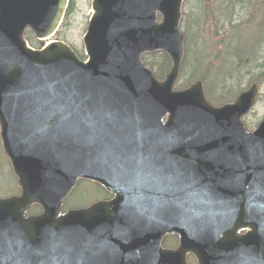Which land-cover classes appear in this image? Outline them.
<instances>
[{"label": "water", "instance_id": "water-1", "mask_svg": "<svg viewBox=\"0 0 264 264\" xmlns=\"http://www.w3.org/2000/svg\"><path fill=\"white\" fill-rule=\"evenodd\" d=\"M183 2L92 0L85 63L24 40L54 35L68 0H0V141L20 188L0 199V264H264V120L242 121L258 87L220 107L201 81L174 89ZM156 52L163 81L141 60ZM78 180L113 199L61 214Z\"/></svg>", "mask_w": 264, "mask_h": 264}, {"label": "rangeland", "instance_id": "rangeland-1", "mask_svg": "<svg viewBox=\"0 0 264 264\" xmlns=\"http://www.w3.org/2000/svg\"><path fill=\"white\" fill-rule=\"evenodd\" d=\"M73 13L68 20H65L62 27L60 28L58 35L52 40H64L67 44L75 49L79 54H83L82 41L81 38L85 32L88 17L90 16V0H73ZM251 0H214L211 4L206 5V10H214V13L219 14V7H224L226 14H230L229 18L232 19L233 24L242 23L247 20L252 13L255 11V7L250 2ZM185 25L193 24L197 29H199L202 37L199 39L196 31L189 27L186 31L188 38V50H189V62L188 70H190L196 62L200 64V69L205 70L206 65L211 68L210 77L207 81V92L212 98H216L215 93L212 90H215V87H220L219 83V70L224 69L226 61L224 58L222 60H216V56L220 51V46L217 42L219 38L217 37V32L214 33L215 27H211V23H204L203 20L198 19L195 23L191 21L197 16L199 9L195 5V0H190L185 7ZM232 15V16H231ZM257 19L260 20L259 15ZM224 28L227 29V26L224 25ZM259 27L257 22L254 25H251L248 28L240 30V43L238 45H227V51L235 52V54H244L249 50L251 45V32L253 31V36H256L259 32ZM264 34V30L262 31ZM200 53V54H199ZM201 53L205 60V64H201ZM197 57V58H196ZM196 58V62H195ZM199 69H197V74H199ZM264 117V78L259 91L258 102L252 111V113L245 119L246 122L255 125L257 121ZM0 197L10 196L16 191V183L14 177L12 176L10 169L7 164L3 162V155L0 152ZM86 185L82 184L75 192L77 194V202L80 204H87L95 200L98 195L85 187ZM83 188V189H82ZM84 192V193H83ZM99 200V199H96ZM95 200V201H96ZM94 202V201H93ZM92 202V203H93Z\"/></svg>", "mask_w": 264, "mask_h": 264}, {"label": "trees", "instance_id": "trees-1", "mask_svg": "<svg viewBox=\"0 0 264 264\" xmlns=\"http://www.w3.org/2000/svg\"><path fill=\"white\" fill-rule=\"evenodd\" d=\"M198 2L203 22H211L216 28V35L219 38L217 44L220 46V52L216 56V59L218 61L224 58L226 61L225 68L218 72L219 83H221L220 87H215V90H212L215 96L216 94L218 96L212 98L208 94V98L216 105L230 102L239 92L248 87L251 83L256 82L259 85L262 84L264 78V34L262 33L264 30V0H251L250 2L255 7V12L252 13L246 21L238 24L232 23V19L229 18L230 14L228 15L225 13L224 7H220L219 14L215 15L214 10L209 11L205 9L207 6L201 0ZM71 11L72 9L69 7L67 15H69ZM258 15L260 20L257 21V24L260 30L256 36H253V31L251 32L252 39L249 50L244 54H235V52L229 53L227 51V45L231 44L233 46L234 41H236L238 45L241 41L240 30L248 28V26L257 19ZM224 25L227 26V29L224 28ZM145 63L154 71L159 79L163 78L170 68L169 60L163 54H157L153 56V58H148L145 60ZM187 73L189 76L187 77L185 73V80L178 84V88L185 87L194 77L202 81L206 80V83L210 77V72L207 68L204 71L206 77L195 75L194 71H189ZM245 124L248 128L252 125L248 122Z\"/></svg>", "mask_w": 264, "mask_h": 264}, {"label": "flooded vegetation", "instance_id": "flooded-vegetation-1", "mask_svg": "<svg viewBox=\"0 0 264 264\" xmlns=\"http://www.w3.org/2000/svg\"><path fill=\"white\" fill-rule=\"evenodd\" d=\"M71 1H73V0H71ZM30 44L33 47H37L40 45V43L37 42L36 40L35 41L31 40ZM169 196H170V194L166 193L164 197L169 198ZM112 198H113L112 195L106 193L105 197H103L101 200L102 201H110ZM159 245H160L161 250H175V249H177V247L179 245L178 238L175 235H165L161 238ZM153 256H154V251L152 250L151 257H153ZM186 259H187L188 264H196L194 258L191 255H187Z\"/></svg>", "mask_w": 264, "mask_h": 264}]
</instances>
